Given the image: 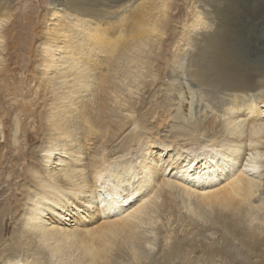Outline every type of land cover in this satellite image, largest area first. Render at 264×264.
<instances>
[{
	"label": "bare ground",
	"instance_id": "bare-ground-1",
	"mask_svg": "<svg viewBox=\"0 0 264 264\" xmlns=\"http://www.w3.org/2000/svg\"><path fill=\"white\" fill-rule=\"evenodd\" d=\"M23 1L0 0V264H264V0Z\"/></svg>",
	"mask_w": 264,
	"mask_h": 264
},
{
	"label": "rangeland",
	"instance_id": "rangeland-1",
	"mask_svg": "<svg viewBox=\"0 0 264 264\" xmlns=\"http://www.w3.org/2000/svg\"><path fill=\"white\" fill-rule=\"evenodd\" d=\"M45 0H24L23 2L24 3H26V2H36V4H40L41 2V6H39L38 7V13L40 14V12L42 11L43 13L46 11V3L44 2ZM34 3H32V4H34ZM35 5V4H34ZM260 33H261V35H262V37H261V41H262V43H264V30H261L260 31ZM34 86V85H33ZM36 142V141H35ZM34 142V143H35ZM59 152V151H58ZM55 165V164H54ZM125 182H127V181H125ZM123 192V191H122ZM125 193V192H124ZM110 198V197H109ZM83 214H85V213H83ZM5 221H7V222H10V219L8 218V217H6L5 219H4ZM66 222L67 223H69L70 221L69 220H66ZM162 222L163 223H165L166 222V219H165V216H162ZM193 229H197L196 227H193ZM218 233H220V234H222L220 231H218V230H216ZM197 232V238H199L200 237V235H199V233H200V230H198V231H196ZM218 233L216 234V237L218 236ZM210 234V235H209ZM210 237V238H209ZM214 239H215V235H212L210 232H208V239L206 238L205 239V241H206V244H213V241H214ZM218 239V238H217ZM214 245V244H213ZM235 245H237V244H234L233 245V248H235L236 246ZM201 257H202V255H201ZM219 264H223L222 262H219ZM226 264H232L231 262H227Z\"/></svg>",
	"mask_w": 264,
	"mask_h": 264
}]
</instances>
